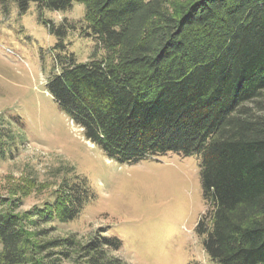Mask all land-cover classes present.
I'll list each match as a JSON object with an SVG mask.
<instances>
[{
	"label": "trees",
	"instance_id": "1",
	"mask_svg": "<svg viewBox=\"0 0 264 264\" xmlns=\"http://www.w3.org/2000/svg\"><path fill=\"white\" fill-rule=\"evenodd\" d=\"M15 2L22 11L84 5L105 55L64 66L47 91L108 159L198 155L207 209L195 231L205 253L264 264V0ZM1 133L3 158L16 140ZM48 185L19 176L9 198L0 192V264H130L105 230L58 233L56 221L80 214L84 183L61 180L52 201L19 210Z\"/></svg>",
	"mask_w": 264,
	"mask_h": 264
},
{
	"label": "rangeland",
	"instance_id": "2",
	"mask_svg": "<svg viewBox=\"0 0 264 264\" xmlns=\"http://www.w3.org/2000/svg\"><path fill=\"white\" fill-rule=\"evenodd\" d=\"M84 12L77 2L65 10L31 2L22 11L15 0H0V130L16 140L0 157V192L9 198L19 176L48 182L22 200L24 210L52 201L61 180L84 183L82 210L54 223L59 234L105 230L120 242L114 253L130 264H219L195 231L207 209L200 157L170 151L136 162L108 159L47 91L64 66L105 55Z\"/></svg>",
	"mask_w": 264,
	"mask_h": 264
}]
</instances>
